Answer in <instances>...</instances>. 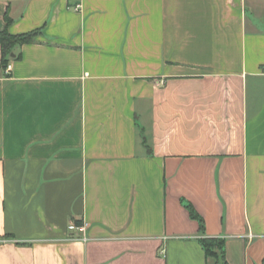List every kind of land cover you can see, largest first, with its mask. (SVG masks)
<instances>
[{
    "label": "crops",
    "instance_id": "obj_1",
    "mask_svg": "<svg viewBox=\"0 0 264 264\" xmlns=\"http://www.w3.org/2000/svg\"><path fill=\"white\" fill-rule=\"evenodd\" d=\"M6 27L38 33L0 68V264H220L207 236L264 264V0H0Z\"/></svg>",
    "mask_w": 264,
    "mask_h": 264
},
{
    "label": "trees",
    "instance_id": "obj_2",
    "mask_svg": "<svg viewBox=\"0 0 264 264\" xmlns=\"http://www.w3.org/2000/svg\"><path fill=\"white\" fill-rule=\"evenodd\" d=\"M6 21L7 23L10 22V17L8 14H6ZM37 33V31H34L25 34L14 35L8 31L7 27L0 31V68L5 67L8 64L16 46L33 42ZM20 56L21 54L16 56V58H19ZM190 211L192 215H196L192 207H190ZM201 243L206 251L207 256L217 258L220 264H228L225 258V241L223 238L207 236L201 239Z\"/></svg>",
    "mask_w": 264,
    "mask_h": 264
},
{
    "label": "built area",
    "instance_id": "obj_3",
    "mask_svg": "<svg viewBox=\"0 0 264 264\" xmlns=\"http://www.w3.org/2000/svg\"><path fill=\"white\" fill-rule=\"evenodd\" d=\"M80 6L78 5L77 8H79ZM70 229L75 230V229H84L83 227H78L76 226L74 223L70 224L69 226Z\"/></svg>",
    "mask_w": 264,
    "mask_h": 264
}]
</instances>
